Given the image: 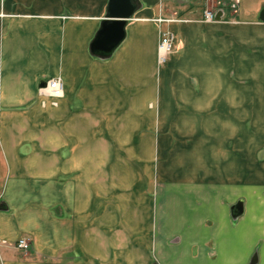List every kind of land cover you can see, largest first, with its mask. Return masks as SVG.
Listing matches in <instances>:
<instances>
[{
	"label": "rangeland",
	"instance_id": "obj_1",
	"mask_svg": "<svg viewBox=\"0 0 264 264\" xmlns=\"http://www.w3.org/2000/svg\"><path fill=\"white\" fill-rule=\"evenodd\" d=\"M258 1H249L252 14ZM206 4L209 9L218 7L215 0H208L202 10ZM166 10L147 26L133 21L132 37L139 30L141 38L133 37L108 58L91 57L87 39L85 59H74L75 63L71 59L68 77L63 81L59 77L62 92L58 96L45 94L37 103L0 106V128L5 129L4 138L11 144L7 154L28 161V166L24 163L11 172L32 175V179L37 175L32 184L42 198L39 208L44 212L54 209L60 218L61 199L69 192L70 209L78 205L82 214L89 213L86 221L93 218L94 206H100L102 264H115L116 258L117 264H156L150 246L155 239L160 194L172 192L191 198L198 187L204 192L212 183L231 184L240 176L246 181L260 179L250 155L253 148L264 144V86L261 82L252 86L254 81L248 75L239 87L227 88L224 93L217 87L210 91L209 80L225 78L220 72L218 77L206 72L205 41L191 44L188 31L198 29L204 34L210 22L202 12L193 21L172 7ZM239 10L235 14L224 11L223 21L237 22L234 18ZM90 32L87 24V36ZM163 32L171 35L172 42L164 61L159 62L157 46L154 53L152 43L158 45ZM226 76L238 80L235 71L226 72ZM63 82L67 85L64 90ZM222 94L237 100L223 99ZM243 95H247L246 113L238 108ZM237 131L242 136L238 137ZM22 132L37 143L27 151H15ZM22 180L29 184V178ZM51 181L56 182V190ZM51 191L59 193L52 204L46 199ZM190 202L195 207V202ZM182 204L186 205L184 200ZM110 241L117 243V249L112 248L117 253L112 257L114 263L108 260ZM126 241L134 242L132 252ZM29 243L24 254L30 250ZM148 244L150 259L143 263L142 250ZM36 258L48 262L41 255Z\"/></svg>",
	"mask_w": 264,
	"mask_h": 264
},
{
	"label": "crops",
	"instance_id": "obj_2",
	"mask_svg": "<svg viewBox=\"0 0 264 264\" xmlns=\"http://www.w3.org/2000/svg\"><path fill=\"white\" fill-rule=\"evenodd\" d=\"M88 1L93 4H87ZM107 1L0 0V106L37 103L43 99H40L43 95L38 93L40 80L54 77L66 80L73 66L71 59L73 63L74 59H85L87 39H90L89 52V43L105 15ZM207 1L138 0L140 5L125 27V38L111 56L135 37L141 38L139 30L132 37L133 21L147 26L156 14L161 16L170 7L196 21ZM249 1L238 0L240 10L235 18L233 16L237 22L223 21L226 11L220 21L207 24L204 34L198 29L188 30L193 41L191 44L205 41L209 67L206 72L212 77L220 72L225 78L209 80L206 85L210 91L217 87L224 93L227 88L239 87V82L246 81L243 78L248 75L254 81L252 86L258 82L264 86V23L258 20L257 14L264 7V0L258 1L253 14ZM87 24L91 25L89 36L86 34ZM170 28L172 31L176 29ZM182 29L186 30V27ZM186 33L183 31L182 34ZM156 46V42L152 43L154 53ZM232 71L238 75L237 82L225 77L226 72ZM66 88L63 82V90ZM222 95L223 99L237 100L230 94ZM246 97L243 95L238 103V108H244L242 113H246ZM5 135V129L0 128V264H102L100 206H94L93 218L86 221L89 213L82 214L78 205L70 209L68 200L72 197L69 192L66 198L61 199L60 218L54 209L44 212L38 206L42 198L38 195L37 186L32 184L36 182L37 175L32 179V175L12 174V169L28 161L17 158L16 154H7L11 144H7ZM19 135L21 138L15 142V151H27L28 146L37 143L28 133ZM236 135L242 136L240 131ZM251 153L250 163L260 179L246 181L244 176H240L231 184L230 181L212 183L204 192L198 191V187L191 198H182L172 192L160 194L154 217L155 239L151 246H143V263L149 262L150 246L155 250L156 264H250L254 254V264H264V144L257 145ZM23 178H29V184ZM50 185L57 189L56 182L51 181ZM58 194V191H51L46 199L52 204ZM167 199L173 202V206L167 205ZM183 200L188 207L182 204ZM190 200L195 202V207H191ZM237 202H241L242 213L233 218L230 208ZM20 238L31 241L26 254L15 247ZM110 242L108 260L114 263L112 257L117 254V243ZM126 244L132 252L134 242L126 241ZM113 246L115 250H112ZM40 255L48 262H38L36 257ZM116 259L115 264L119 263Z\"/></svg>",
	"mask_w": 264,
	"mask_h": 264
},
{
	"label": "water",
	"instance_id": "obj_3",
	"mask_svg": "<svg viewBox=\"0 0 264 264\" xmlns=\"http://www.w3.org/2000/svg\"><path fill=\"white\" fill-rule=\"evenodd\" d=\"M138 0H108L105 15L100 21L99 28L89 43V53L99 59L112 55L125 38V27L139 7ZM258 20L264 23V7L258 12ZM45 80L39 81V87H44ZM231 216L237 217L242 213L241 202L230 208ZM256 254L250 264H254Z\"/></svg>",
	"mask_w": 264,
	"mask_h": 264
},
{
	"label": "built area",
	"instance_id": "obj_4",
	"mask_svg": "<svg viewBox=\"0 0 264 264\" xmlns=\"http://www.w3.org/2000/svg\"><path fill=\"white\" fill-rule=\"evenodd\" d=\"M217 9H209L206 5L203 9L202 15L206 22L220 21L224 15V11H229L235 14L238 10V0H218ZM219 14V16H217ZM172 38L167 32L161 33V38L157 45V57L159 62L164 61V56L170 51ZM62 92V82L59 77H54L45 81L44 87L38 89L40 95L49 94L50 96H58ZM30 246L29 240L20 238L17 240L15 247L21 250H27Z\"/></svg>",
	"mask_w": 264,
	"mask_h": 264
}]
</instances>
